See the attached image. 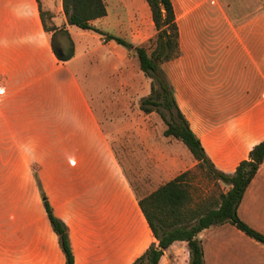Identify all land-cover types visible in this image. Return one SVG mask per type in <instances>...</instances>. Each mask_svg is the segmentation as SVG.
Listing matches in <instances>:
<instances>
[{"label": "rangeland", "instance_id": "obj_1", "mask_svg": "<svg viewBox=\"0 0 264 264\" xmlns=\"http://www.w3.org/2000/svg\"><path fill=\"white\" fill-rule=\"evenodd\" d=\"M104 2L107 16L94 20V26L125 38L135 46H143L148 52L155 48L157 30L146 0ZM175 2L181 32V52L178 58L162 65L174 87L175 95L181 94L183 86H195L197 89L199 83H202L212 103H216L218 96L222 94L229 102H235L231 82L240 74L233 67L230 68V65L221 63L220 57L221 37L229 40L231 26L224 16L234 14L237 10H241L242 14H261L264 7L231 8L212 3L209 6H186V0ZM40 4L44 11H53L50 12L52 19H47L49 25L55 24L53 17L57 24H60V19L65 18L62 0H41ZM72 31L78 45V56L82 58V54L89 51L87 72L91 70L93 76L87 82L81 76L84 92L93 98L103 129L109 133L117 157L141 196L189 169L192 171L187 180L193 202L211 204L222 192H226L229 185L197 168L196 160L188 148L174 137L164 135L167 125L158 112L146 113L141 109L142 99L151 92L152 79L141 70L136 54L115 40L104 41V36L99 32L90 30L88 32L93 37H86L80 35L85 31L77 26H72ZM199 40L202 44H199ZM198 45L205 47L202 50L207 53H198ZM226 46L228 51L229 44ZM193 59L195 63L192 64ZM80 62L81 59L71 65L79 73L83 66ZM203 86L200 85V88ZM170 148L173 150V158L165 160V150ZM24 161L21 152L6 148L0 150V264H34L42 247L49 253L58 247L61 250L56 235L54 239L55 233L51 229L44 204L38 201L39 198L43 201L44 197L51 198L56 216L62 217L68 228H71L70 241L76 249L78 264H81L83 256L88 257L87 264H102L98 258L97 261L93 259L96 254L86 247L80 230L88 216L98 224L101 218L113 221L111 211L118 200L115 193L120 189V183L113 174L109 156L94 152V179L88 192H83L80 186L76 188L71 183L69 167L68 179L65 174L62 182L55 178L52 180V176L45 177L51 180H44L41 184L37 177L36 162L30 161V167L36 176L35 185L27 177L28 167ZM70 164L74 162L69 160V166ZM102 167L105 169H101ZM260 189L264 190L263 177L250 190L242 210L249 223L264 234V207L261 206L260 211L259 206L264 199L259 193ZM254 198L261 199L256 202ZM254 201L256 207L253 208L251 205ZM210 230L204 238L199 235L205 247L206 264H264L263 243L248 237L230 223L212 226ZM109 239L112 242L115 240L113 230ZM225 240L237 245L230 250L234 252L235 249L236 255L223 252L217 246ZM183 251L185 256L180 255L177 263L189 264L188 249L184 248ZM246 255L251 257V261L240 259ZM8 256L11 258L8 259Z\"/></svg>", "mask_w": 264, "mask_h": 264}, {"label": "crops", "instance_id": "obj_2", "mask_svg": "<svg viewBox=\"0 0 264 264\" xmlns=\"http://www.w3.org/2000/svg\"><path fill=\"white\" fill-rule=\"evenodd\" d=\"M40 3L41 0H0V150L6 148L21 152L28 167L27 177L35 185L36 176L30 161L36 162L37 177L41 184L44 180H51L45 177L52 176V180L55 178L62 182L65 174L68 179L69 167L71 183L76 188L80 186L83 192H88L93 184L94 152H99L101 156L107 154L113 165V174L120 183V189L115 193L118 200L111 211L113 221L101 218L98 224L88 216L83 221L80 234L86 247L96 254L94 260L98 258L102 264H131L152 243L158 242L139 206V199L143 196L117 157L111 137L103 129L96 113L93 98L88 97L82 87L81 76L86 82L93 76L91 70L87 72L89 51L82 54V58L78 56V45L72 31L74 25H67L75 42V56L65 63L59 61L51 47V33L45 31L41 21ZM211 3L231 8L264 7V0H186L185 4L209 6ZM173 4L176 13L175 0ZM224 18L229 20L231 26L229 40L221 37L220 57L221 63L230 65L240 74H236L237 78L231 82L236 101L230 103L222 94L216 103H212L202 83L199 84L203 87L199 85L197 89L195 86H183L181 94L175 96L216 168L231 174L242 160L248 159L254 145L264 139V11L261 14H242L241 10H237ZM53 19L57 26L66 21V18L60 19V24H57L56 18ZM84 31L80 35L93 37L88 32L90 30ZM204 42L207 47V42ZM205 47L198 45V53H207L202 50ZM79 59L83 63L81 74L71 67ZM165 154V160H172L171 148L166 149ZM69 160L74 164L69 166ZM263 174L264 162L238 207L239 216L252 228L242 209L250 190L260 177L264 178ZM259 193L264 199V190L260 189ZM259 199L254 198L256 202ZM38 201L43 203L41 198ZM49 201L56 214L51 198ZM252 203L251 207H256L255 201ZM259 206L262 211L264 202ZM210 229L203 230L201 238ZM112 230L115 233L113 242L109 239ZM217 246L223 252L236 255L235 249L230 252L233 247H237L234 242L225 240ZM72 248L75 264H78L76 249ZM184 248L188 249L190 257L187 243L175 241L165 251L159 264H178L180 255L185 256ZM203 248L205 256L204 245ZM240 259L251 261L248 255ZM87 262L88 257L83 256L81 264ZM34 264H66V258L59 247L52 253L44 251L42 247Z\"/></svg>", "mask_w": 264, "mask_h": 264}, {"label": "trees", "instance_id": "obj_3", "mask_svg": "<svg viewBox=\"0 0 264 264\" xmlns=\"http://www.w3.org/2000/svg\"><path fill=\"white\" fill-rule=\"evenodd\" d=\"M146 1L157 30L156 46L151 52L92 24L94 20L107 16L104 0H62L66 21L61 26L49 25L47 19H52L50 12L39 6L43 27L51 33L52 50L61 62L65 63L75 56V42L67 25L99 32L104 36V41L115 40L132 50L139 59L141 70L152 79L151 92L142 99L141 109L146 113L158 112L167 125L164 135L180 140L197 161V168L230 186L211 204L195 203L187 180L192 171L189 169L141 197L140 209L158 242L152 243L131 264H159L165 251L175 241L187 243L190 264H206L199 235L205 229L224 223L234 225L264 244V234L248 225L238 214L245 191L264 162V139L254 145L248 159L242 160L233 173H225L216 168L179 107L174 87L162 68L164 63L178 58L181 52L180 28L173 0ZM43 204L51 227L58 236L66 264H75L67 224L56 216L47 197H44Z\"/></svg>", "mask_w": 264, "mask_h": 264}]
</instances>
